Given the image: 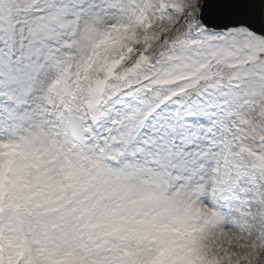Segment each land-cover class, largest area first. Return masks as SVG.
<instances>
[{
  "label": "snow or ice",
  "instance_id": "1",
  "mask_svg": "<svg viewBox=\"0 0 264 264\" xmlns=\"http://www.w3.org/2000/svg\"><path fill=\"white\" fill-rule=\"evenodd\" d=\"M68 151L119 214L27 218L42 180L19 161ZM153 223L222 237L202 264L264 248V0H0V236L24 247L0 264H40L37 225L80 264H180L108 239Z\"/></svg>",
  "mask_w": 264,
  "mask_h": 264
},
{
  "label": "clouds",
  "instance_id": "2",
  "mask_svg": "<svg viewBox=\"0 0 264 264\" xmlns=\"http://www.w3.org/2000/svg\"><path fill=\"white\" fill-rule=\"evenodd\" d=\"M16 159L19 160L18 157ZM19 162L33 165L27 167L26 171L40 176L42 180V183L26 190L31 193L29 207L33 208L35 213L27 217L29 220L48 219L66 212L74 225L85 222L95 224L98 218L121 212L119 193L102 188L92 176L89 161L74 152H61L42 156L40 160ZM4 183L5 187L9 186L8 181ZM176 212L179 215L178 209ZM91 230L103 231L104 226ZM55 233V229H48L49 236ZM9 235L5 232L0 236V251H13L18 256L23 254V242L20 246H15L16 242L10 240ZM24 235L32 249V256L39 260L40 264H80L86 256L82 249L69 250L46 241L45 232L38 225L34 227L33 232H25ZM108 239L115 245L138 251L153 261L175 258L180 264H188L193 258L185 243L187 237L176 225L167 227L153 223L151 226H145L139 233H118Z\"/></svg>",
  "mask_w": 264,
  "mask_h": 264
},
{
  "label": "rangeland",
  "instance_id": "3",
  "mask_svg": "<svg viewBox=\"0 0 264 264\" xmlns=\"http://www.w3.org/2000/svg\"><path fill=\"white\" fill-rule=\"evenodd\" d=\"M207 239L208 237L201 242V245L199 247L193 248L191 246H188L193 256V258L188 261V264H202L204 260L213 255V248L219 247V243L217 244V242L219 241L220 237H216L215 239L210 237V241H206ZM253 249L254 248L244 250H246L245 252L247 253V255H249L250 253H256V256H261L262 261L264 262V248L255 249L254 251Z\"/></svg>",
  "mask_w": 264,
  "mask_h": 264
},
{
  "label": "bare ground",
  "instance_id": "4",
  "mask_svg": "<svg viewBox=\"0 0 264 264\" xmlns=\"http://www.w3.org/2000/svg\"><path fill=\"white\" fill-rule=\"evenodd\" d=\"M209 238H210V237H208V239H207L206 241H210V239H209ZM222 239H223V238H222V237H220V239H219V241L217 242V244H218V243L220 244V243L222 242ZM242 250H243V251H245L244 249H242ZM261 258H262V257H261ZM261 258H260V259H258V260H259V261H258V263H259V264H260V263H261V261H262V259H261ZM261 264H262V263H261Z\"/></svg>",
  "mask_w": 264,
  "mask_h": 264
}]
</instances>
